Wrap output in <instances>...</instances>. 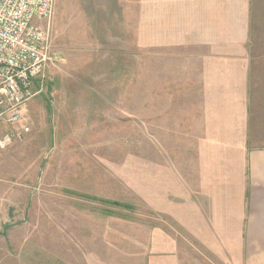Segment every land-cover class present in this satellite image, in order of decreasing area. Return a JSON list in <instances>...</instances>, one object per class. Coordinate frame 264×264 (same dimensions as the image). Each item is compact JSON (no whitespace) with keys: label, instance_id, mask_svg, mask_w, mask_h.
Masks as SVG:
<instances>
[{"label":"rangeland","instance_id":"1","mask_svg":"<svg viewBox=\"0 0 264 264\" xmlns=\"http://www.w3.org/2000/svg\"><path fill=\"white\" fill-rule=\"evenodd\" d=\"M250 4L255 56L264 0ZM143 14L144 0H54L24 120L0 121V264H219L178 219L198 129Z\"/></svg>","mask_w":264,"mask_h":264},{"label":"crops","instance_id":"2","mask_svg":"<svg viewBox=\"0 0 264 264\" xmlns=\"http://www.w3.org/2000/svg\"><path fill=\"white\" fill-rule=\"evenodd\" d=\"M250 15V0H144L161 79L190 89L198 129L178 219L219 264H264V47L250 54Z\"/></svg>","mask_w":264,"mask_h":264},{"label":"built area","instance_id":"3","mask_svg":"<svg viewBox=\"0 0 264 264\" xmlns=\"http://www.w3.org/2000/svg\"><path fill=\"white\" fill-rule=\"evenodd\" d=\"M53 9L54 0H0V121L24 120L30 87L51 59ZM9 142V135L0 136V147Z\"/></svg>","mask_w":264,"mask_h":264}]
</instances>
